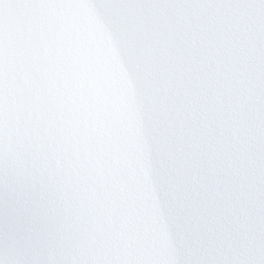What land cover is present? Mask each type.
I'll return each instance as SVG.
<instances>
[{
  "label": "snow or ice",
  "instance_id": "obj_1",
  "mask_svg": "<svg viewBox=\"0 0 264 264\" xmlns=\"http://www.w3.org/2000/svg\"><path fill=\"white\" fill-rule=\"evenodd\" d=\"M0 264H264V0H0Z\"/></svg>",
  "mask_w": 264,
  "mask_h": 264
}]
</instances>
